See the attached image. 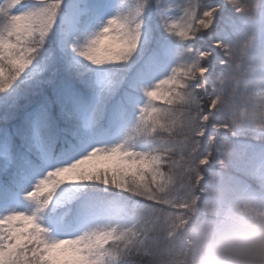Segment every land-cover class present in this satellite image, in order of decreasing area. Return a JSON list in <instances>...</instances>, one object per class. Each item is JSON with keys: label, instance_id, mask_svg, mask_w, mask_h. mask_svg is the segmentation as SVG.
Returning <instances> with one entry per match:
<instances>
[{"label": "snow or ice", "instance_id": "snow-or-ice-1", "mask_svg": "<svg viewBox=\"0 0 264 264\" xmlns=\"http://www.w3.org/2000/svg\"><path fill=\"white\" fill-rule=\"evenodd\" d=\"M242 124L264 0H0V264H146L201 138Z\"/></svg>", "mask_w": 264, "mask_h": 264}, {"label": "clouds", "instance_id": "clouds-1", "mask_svg": "<svg viewBox=\"0 0 264 264\" xmlns=\"http://www.w3.org/2000/svg\"><path fill=\"white\" fill-rule=\"evenodd\" d=\"M197 166L186 182L179 216L157 225L146 264H264V175L258 195L241 189L226 168L201 186Z\"/></svg>", "mask_w": 264, "mask_h": 264}, {"label": "trees", "instance_id": "trees-1", "mask_svg": "<svg viewBox=\"0 0 264 264\" xmlns=\"http://www.w3.org/2000/svg\"><path fill=\"white\" fill-rule=\"evenodd\" d=\"M217 52L220 50L217 49ZM209 136L213 143L207 146ZM201 140L211 152L209 162L200 168L203 175L201 186L226 168L237 176L250 178L238 180L237 184L249 194L258 195L255 180L264 175V130L249 124L232 130L209 127Z\"/></svg>", "mask_w": 264, "mask_h": 264}]
</instances>
